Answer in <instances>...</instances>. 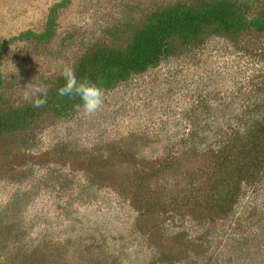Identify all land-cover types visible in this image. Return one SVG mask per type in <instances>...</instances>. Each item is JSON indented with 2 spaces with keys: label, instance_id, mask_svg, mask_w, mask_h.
I'll list each match as a JSON object with an SVG mask.
<instances>
[{
  "label": "rangeland",
  "instance_id": "obj_1",
  "mask_svg": "<svg viewBox=\"0 0 264 264\" xmlns=\"http://www.w3.org/2000/svg\"><path fill=\"white\" fill-rule=\"evenodd\" d=\"M198 1L0 0V117L92 49L124 50L153 11ZM232 1L263 19L264 0ZM53 10L49 40L20 37L42 35ZM207 34L101 88L91 115L48 111L0 133V264H264V176L229 217L207 209L211 197L197 204L218 175L207 108L233 118L264 100V29ZM194 130L201 143L182 144Z\"/></svg>",
  "mask_w": 264,
  "mask_h": 264
},
{
  "label": "trees",
  "instance_id": "obj_2",
  "mask_svg": "<svg viewBox=\"0 0 264 264\" xmlns=\"http://www.w3.org/2000/svg\"><path fill=\"white\" fill-rule=\"evenodd\" d=\"M55 12L52 11L42 35H32L28 31L20 37L49 40L53 34L52 16ZM248 14L232 0L179 3L156 10L148 16V22L143 27L134 30L131 42L124 50L106 45L92 49L80 59L74 72L78 79L95 82L100 89L111 88L132 75L156 67L161 59L172 53L175 42L183 48L199 46L206 40L207 32L214 28L219 35L230 37L250 30H263L264 16L257 19ZM63 84L64 79L48 93L43 107L34 108L31 104L0 117V133L27 129L39 114L48 111L63 116L74 112L81 104L80 98L59 96L57 90ZM254 93L257 95V92ZM219 107L221 113L226 114L225 104ZM215 110L207 108L208 118L203 130L208 134L201 139L207 140L205 155H210L212 168L218 171V175L211 189L202 191L204 198L196 201L197 204L202 201L207 204L211 197L214 204L208 205L207 209L217 210L222 216L229 217L239 204L244 187L255 186L264 176V100L254 105H242V114L238 117H214ZM249 114L255 115L254 118ZM181 141L182 144H195L197 141L200 144L199 132L194 130Z\"/></svg>",
  "mask_w": 264,
  "mask_h": 264
},
{
  "label": "clouds",
  "instance_id": "obj_3",
  "mask_svg": "<svg viewBox=\"0 0 264 264\" xmlns=\"http://www.w3.org/2000/svg\"><path fill=\"white\" fill-rule=\"evenodd\" d=\"M64 84L57 91L61 97L78 96L82 108L86 115H91L99 110L103 105V92L100 87L92 81L78 79L71 65H64L62 68ZM32 106L41 108L47 103L48 91L46 86L34 85L30 89Z\"/></svg>",
  "mask_w": 264,
  "mask_h": 264
}]
</instances>
